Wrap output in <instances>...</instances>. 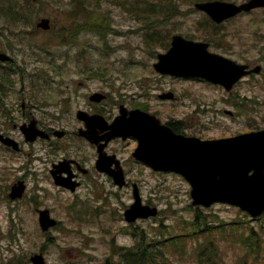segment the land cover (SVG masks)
Here are the masks:
<instances>
[{
	"label": "rangeland",
	"instance_id": "374dc122",
	"mask_svg": "<svg viewBox=\"0 0 264 264\" xmlns=\"http://www.w3.org/2000/svg\"><path fill=\"white\" fill-rule=\"evenodd\" d=\"M11 1L13 0H0V3L9 4ZM127 1L129 5L140 4V0ZM175 1L179 3L177 9L165 17L166 12L164 15L161 12L135 14L130 9L132 6L126 11L127 7L117 4L115 0H40L34 8L28 7L27 3L31 0H16L26 14L24 22L22 21L24 25L16 26L0 14V47L16 58L20 72L12 78L18 85L27 84L30 79L45 83L52 89L66 87L68 82L76 86L82 82L86 90L110 87L127 89L131 85L142 88L140 85H144L148 93V105L152 109H158L163 118H185L189 123L198 122L197 131L203 135L218 136L242 131L245 130L244 127L254 125L257 115L248 103L236 105L235 117H228L222 113V108L230 107L219 88L193 80L162 76L154 71L153 56L162 50L158 43H163L175 32L199 35L198 27L206 17L192 8L196 0ZM83 5L91 7L88 16L87 13L80 14ZM154 7L156 9L158 6ZM94 15L96 19L91 20ZM41 16L50 17L54 31L36 29L35 23ZM74 20L94 26L102 35L82 30L75 43L63 44L65 36L63 38L60 34L65 32V28L61 26H69ZM207 33L214 46H225L233 58L262 65V73L255 79L241 83L237 90L251 96L257 89V93L263 96L264 10H252L227 20L219 26L215 35ZM150 36L154 37L153 41L149 40ZM163 90L174 91L177 99L160 102L155 95ZM50 95L62 99L64 91ZM48 108L57 110L55 106ZM261 109L264 115V104L257 110ZM211 117L214 122L203 124ZM134 168L135 179L144 178L143 195L163 208L161 223L171 224L177 233L183 232L181 238L185 239L182 247L184 250L181 253L167 251L168 260L163 264H207V254L200 257L199 251L200 246L210 238L217 251L214 256L216 264H264V218L261 222L250 223L239 209L216 204L206 209V212L212 214L214 225L218 222H224L225 225L214 228L205 238L204 233H199L198 240L193 242L184 236L192 228L191 217L194 213L189 184L174 173L159 174L137 166ZM105 187H108L107 183ZM112 202H115L114 198L107 201L108 204ZM18 213L20 215L0 201V264H22L40 247L44 249L48 264H102L110 251L111 236L119 244L131 242L124 233L113 235L110 231L113 227L111 220L105 222L107 228H102L101 225L84 227L83 231L87 234L67 229L72 226L73 221L60 203L56 204L54 214L63 220V226L53 233V237L39 233L29 205H19ZM11 218L18 224L21 221L26 230L22 233L7 231L8 224H13ZM159 221H149L150 227L152 223L158 224ZM141 225L148 228L144 222L136 227ZM250 226L256 236L247 238Z\"/></svg>",
	"mask_w": 264,
	"mask_h": 264
},
{
	"label": "water",
	"instance_id": "95a60500",
	"mask_svg": "<svg viewBox=\"0 0 264 264\" xmlns=\"http://www.w3.org/2000/svg\"><path fill=\"white\" fill-rule=\"evenodd\" d=\"M254 6H264V0H248L240 5L222 1L196 4L197 8L205 10L216 21ZM39 25L47 28L48 20L42 19ZM172 38L173 46L167 53L159 55V62L155 64L158 70L197 73L215 82H225L224 78L229 75L228 69L231 63L234 64L233 61L209 53L196 58L191 53V41L184 40L180 35ZM7 58L6 54L0 52V59ZM236 66V75L248 72L244 70L245 65ZM180 139L183 143L175 150L167 146L166 156L170 161L163 168L174 169L190 182L194 204L209 205L213 201H225L247 208L253 215L261 211L264 207V193L255 183L256 180L264 181V131L203 143L196 138ZM197 142L203 144L199 149L195 148ZM251 170L253 172L250 175ZM138 204L137 201L132 214L146 216L155 213L154 209L138 207ZM40 221L44 227L55 223L46 210L41 212ZM31 258L33 264H43L41 255Z\"/></svg>",
	"mask_w": 264,
	"mask_h": 264
},
{
	"label": "flooded vegetation",
	"instance_id": "af4514ba",
	"mask_svg": "<svg viewBox=\"0 0 264 264\" xmlns=\"http://www.w3.org/2000/svg\"><path fill=\"white\" fill-rule=\"evenodd\" d=\"M207 44H209L208 48L211 50L218 52L219 50H224L225 53L231 55L230 50L225 46H220L217 48L214 46L213 42H209ZM248 65L251 66L250 64ZM195 79L201 81L203 80L200 78ZM249 79L255 78L252 76V74L243 77L234 85L232 90L224 92V98L227 101V105L230 107V109H232V113L227 112V115H232L235 117L236 105L243 102L248 103L251 107H254V112L261 115L260 111L257 112V108L260 106V101H262V95L257 93V89L254 90L255 93L251 96L247 95L246 93H241L237 90L241 83ZM259 89L260 88H258V90ZM66 94L68 103L78 105L77 108L82 109L86 116L101 115L107 122H111L113 117L118 113V106L121 104L118 102L115 105H111V102L108 100L109 95L106 93L105 98L99 102L89 100L90 95H87L86 93L82 94L79 90H68ZM22 96L23 94L21 95V100L24 98ZM80 99H82L81 102ZM124 104L128 108L134 107L131 103H129V101L124 102ZM15 107L16 108L13 111V113L15 112V118L19 119L23 123L28 122L36 115L34 105L30 101H27L26 103H20L18 107L16 104ZM73 112L74 111L71 110V116L73 115ZM36 123L40 129L44 130L45 137L37 136L33 139V141L26 142L24 137L18 131L15 133H9L19 141L21 146L19 151L14 152L9 146L0 142V197H7L11 187L18 179H23L26 182L25 174L20 175V173L26 169H29L32 171L42 170V172H44V178L50 182L52 187H55L61 192L71 194L72 198H76L77 196L85 199L92 198L94 196L99 198L102 185V176H105L110 183H112V179L109 174L97 170L95 164L93 163V155L98 149V146H101L102 143H106L103 149L108 153L121 154L127 150L132 152L137 145V139L134 137H128L125 139H122L121 137H115L108 141H104L108 130L104 128L102 121L96 119H93L92 122H86L82 119L76 120L75 118V120H73L70 117H67L65 118L64 128L61 129L59 125H55L58 123V119H54L52 123H44L40 118L37 117ZM192 124L188 125L192 126ZM168 125L177 133L193 134V132H190L182 127L184 125V122L182 121L169 122ZM13 126H15V123H13ZM57 129H60V131H57ZM80 129L87 130L89 132V138L79 134ZM0 130L2 131L1 128ZM2 132L7 134L4 131ZM90 139H93V141ZM125 142L126 144H124ZM13 154H15V156L25 154L26 163L21 165L20 173L15 175L12 174L10 177L6 178L3 175V170L6 169V161L10 160L9 158H11ZM61 158L71 160L72 162L56 165ZM133 161L135 160L133 159ZM121 165L126 177L125 186L121 188H126V192L128 193V191H130L132 188L134 180L128 177V174L125 170L127 163L123 162V157L121 159ZM52 172H56V175L58 176H67L69 172L72 176V180L77 182L78 186L73 191H70L67 187L54 185L52 180ZM37 175L42 176L41 173H38ZM26 188H28L27 183ZM129 199H131V194Z\"/></svg>",
	"mask_w": 264,
	"mask_h": 264
},
{
	"label": "trees",
	"instance_id": "16d2710c",
	"mask_svg": "<svg viewBox=\"0 0 264 264\" xmlns=\"http://www.w3.org/2000/svg\"><path fill=\"white\" fill-rule=\"evenodd\" d=\"M167 4V3H166ZM162 5L164 4H160L159 3V8L160 10H162ZM11 17H13V15L11 14ZM198 216L200 217L199 213L197 212ZM198 220H196L197 222ZM176 237V235H169V236H166L165 240H166V246L170 243L171 245H175L176 244V241L174 240V238ZM182 242V241H181ZM150 248L153 247V243H150L148 245ZM149 255L151 256L150 257V261L151 262H156L157 263V256H158V253L156 255V257H154V251L153 249L149 250L148 251V248L147 247H144L142 243H140V245L137 247V250L135 252H133L132 254H127L126 258H131L133 260V263L134 264H144L145 262V259H148L149 258ZM132 263V262H131Z\"/></svg>",
	"mask_w": 264,
	"mask_h": 264
},
{
	"label": "bare ground",
	"instance_id": "6f19581e",
	"mask_svg": "<svg viewBox=\"0 0 264 264\" xmlns=\"http://www.w3.org/2000/svg\"><path fill=\"white\" fill-rule=\"evenodd\" d=\"M158 29V28H157Z\"/></svg>",
	"mask_w": 264,
	"mask_h": 264
}]
</instances>
